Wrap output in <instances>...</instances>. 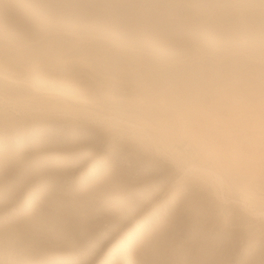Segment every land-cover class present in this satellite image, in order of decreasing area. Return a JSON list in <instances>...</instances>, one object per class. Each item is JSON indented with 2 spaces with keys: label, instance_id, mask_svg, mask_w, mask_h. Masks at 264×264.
I'll list each match as a JSON object with an SVG mask.
<instances>
[{
  "label": "rangeland",
  "instance_id": "374dc122",
  "mask_svg": "<svg viewBox=\"0 0 264 264\" xmlns=\"http://www.w3.org/2000/svg\"><path fill=\"white\" fill-rule=\"evenodd\" d=\"M18 38L28 41L21 43L24 50L28 48L27 51L21 49L22 46L19 48V45H15L13 40ZM0 39L4 41L0 40V46L2 45L0 49H12L13 47L15 50L12 51H17L18 56L21 53L20 49L23 50L22 53L28 52L27 57H23V59H27V62L30 59L34 60L35 57L31 56L34 51L39 54L34 53V56L40 59L44 51L52 50V48L58 50L57 47H59L58 51L61 50V53L58 52V55L55 50L49 51L53 59L56 58L55 55L59 56L65 53L66 56L67 53L70 55L71 51L74 53L73 56L78 55V53L82 54L83 51L81 50L85 48L84 50L91 52L88 54L93 59L88 57L93 64H96L94 62L95 58L100 59V57L94 56V58L90 54H94L99 50H103L104 53L110 49L108 47H105L107 48H104L105 50L99 48L98 45L94 44V40L109 41L110 39V41H115L117 39L118 41L128 42L129 40L130 42L135 40L133 43L136 46L138 45L137 47L134 45L128 46L130 48L128 49L126 46L125 49L127 48L126 50L131 52L137 51V53L150 54V57H152L151 62H156L155 66L151 65L150 74L155 72L157 75V77H153L154 84L151 82L152 85L150 86L152 88L150 90L141 82H138L139 85L136 84V80L135 83L131 82L134 80L133 75L132 78L130 76V79L133 80H130L125 77L128 74L124 73L122 69H114L115 72L111 68L113 71L108 67V70L106 67H102L104 69L102 70L100 66L96 65V67L90 64V67L94 66L92 67L94 71L89 69V71H92L91 74L87 71V76H92L87 77L89 80H86L92 81L90 83L94 85L92 86L95 87L98 96L99 92L103 91L106 92H104V96L107 95L105 99L102 96L103 93H100V97L103 98L98 97L101 100L99 101L104 102L105 99L107 104L111 99L110 97L115 94L112 97L117 98L115 100L112 98L111 101L114 100L119 104L112 105L111 108L106 106L104 110L102 109V112L104 111L102 115H105L104 118L115 115L118 118L127 119L129 124L123 125V128L110 127L108 131L116 129L113 138L106 139L103 143L94 146V154L99 155L98 162L100 163L97 173L92 179H88L87 173L94 154L83 158V160L74 161L76 166L70 163L73 166H71L68 173L49 169L44 179L41 176L29 182L20 183L17 185L16 191L7 195L5 203L9 205L8 207L0 205V221L7 217L8 225L13 227L17 222L16 218L12 217L14 208H17V211H20L21 214L27 215L29 213L27 204L37 203V207L39 203L44 205L40 200V196L43 193L45 194V191H42L41 188L44 189L46 186V190L47 187H50L48 177L59 174L62 178L56 183V188L54 187V190L51 191L54 195L67 199V201L65 199L68 202L66 207L68 206V214L71 212V216L70 214L69 216L67 214L68 217L66 216V221H70L67 224L68 227L65 224L61 226V229L65 230L63 231L65 235L62 234L64 237L58 235L60 237L56 236L55 239H48L46 236L39 234L40 238L32 243L28 241L29 237L26 236L24 239L27 241L23 242L21 252H13L12 250H6L5 252V249L0 248V264H154V262L165 260L168 264H178L182 257L187 256V254L188 256L192 255L191 252L193 253V251L195 252L193 253L194 257L198 256L199 253H203V257H205L209 252L206 249L208 246L211 247L212 252L207 261L198 256V259H195L197 262H202L203 259V261H206L205 264L212 262V264H264V222L253 219L254 217L246 209V205L250 206V201H253V199L244 197L241 194L242 192H239L240 188L237 190L240 186H237V184L241 183L239 181L244 180L245 182V179L248 178L251 180L254 175L253 172H250L264 166V159L262 158L264 153H261L264 150V136L244 137L241 141L242 147L249 152L251 151V153L254 151L260 152L261 158L259 157L260 154L259 156H257L258 154H251L252 159L250 161L245 159V163V161H241L242 159L239 160L238 158L236 160L234 157V161L232 160L233 157H229L225 164L228 169H225L227 167L224 168V165L216 168L225 178L224 193L227 191L225 195L228 199L230 198V201L232 200V206L241 210L244 216L251 218V221L243 220L230 225L227 222L223 223L217 217L222 215L220 212L225 210V205L224 209L221 208L223 203L220 200L222 189L217 190L220 191V194L216 192L218 196L214 192L208 194L209 190L207 192L206 188L211 187L208 182L205 181L206 186L208 183L207 187L202 186V188L205 187L206 191L199 185L195 186L196 184L193 181L188 180L187 182L185 179L187 174L184 170L178 168L177 163L172 160L174 154L160 155L152 145L148 146V149L145 148L147 145L140 142V140L126 142L129 136L138 135L140 129L137 126L140 127L144 120L145 123L152 125L149 130L161 132L167 130L160 127L163 122L182 120V118L193 120L197 116L200 117V120H207L211 123L209 125L213 126L212 129L207 128L211 132L216 129L215 131L220 134L232 131L231 136L243 135L245 133L239 132L241 127L250 125V128L248 126V133H264V0H0ZM80 41L83 47L79 43ZM9 42L11 45H9ZM85 43L87 46H84ZM89 43H91V46ZM140 43L141 45H139ZM4 44H8V47H4ZM35 45L43 48L35 47ZM93 45L94 48H90ZM32 46L34 47L32 48ZM142 46L143 48H141ZM88 47L89 50L86 49ZM6 49L0 51L6 53ZM62 49L67 51L64 53ZM111 49L109 51L115 52L114 48ZM143 49H145V52H143ZM161 51L162 54H160ZM3 52L0 54H5ZM50 54L43 55L42 57H46L41 58L51 60L52 57L49 58ZM162 55H165L167 60L171 59V62H166L169 68L167 65L158 66V63L162 61ZM22 56L25 55L22 54L21 58ZM102 57L100 60L107 61ZM138 58L140 60L141 54L138 55ZM136 62L139 61L136 60ZM165 68L168 70L165 72L167 76L163 75ZM97 70L99 71L97 72ZM118 71H120V75ZM93 72L100 73L102 77L100 74L96 73L95 75ZM93 74L97 77L96 81ZM155 74L152 76H156ZM160 76L167 78L164 82L161 78V83L168 81L167 84L165 83L166 85L159 82L161 80ZM191 76L194 78L192 79ZM156 78L158 79L157 82L160 83H158L159 86L155 84ZM100 81L102 85H98ZM118 84L128 86L127 91L125 90L118 95L119 92L115 91L118 88L116 86H119ZM97 85L101 86L102 91L98 90L100 88H97ZM114 85L116 86L114 87ZM199 85H201L200 90ZM133 86L143 87V90L139 91H143V95L145 93L146 96L149 94L145 91V88H147L150 97L141 96L142 92L137 95L131 93L133 90L129 91V87L134 89ZM160 86H164L163 89L169 86L166 88L168 91L162 90ZM153 87L156 90L160 87L158 94L163 92L162 95L161 93L157 95ZM193 87L198 88V90L195 91ZM132 94L136 96L133 97ZM139 95L145 101L139 100V102L137 99L141 98ZM160 97H166L168 104L165 103L168 106L166 112L165 109H160L164 105L161 106L160 104L161 107L157 105L161 100ZM22 102L25 106L24 100ZM120 103L126 106L123 107L122 104L120 106ZM127 107L135 109L134 111L132 108L129 109V111L131 110L129 113ZM138 107L142 109L148 107L150 112L147 111L148 109L146 111L150 115L145 110L144 114L141 115L143 110ZM137 109L140 110L141 114L136 113ZM17 117L14 118L9 115L6 120L8 118V120H15V124L16 122H22L21 117ZM129 117H132V119ZM133 117L139 118L138 121ZM6 120L5 122H8ZM47 120L45 119V121ZM52 120L47 123L55 128V119L53 122ZM5 122H0L1 139L8 136L13 137L16 134L14 130L8 131L7 128L3 127L6 125ZM92 131L97 133L100 130L92 129ZM183 133L181 136L184 137V143L190 144L193 148H200L201 140L198 141L195 137H191L192 140ZM170 137L172 136L170 135ZM19 138L27 140L24 135H19ZM48 139L50 137L43 136L37 146L36 152H41V156L44 155L48 158L51 152V154H54V152L58 154L57 158H59V155L66 156L67 153L68 156L69 154H75V149L67 151L64 147H55V143H49ZM53 140L55 141V136ZM131 142L133 144H129ZM114 144H120L124 151L116 153L115 156L108 153L109 148ZM29 146L30 149H22V152H32L36 145L31 142ZM141 146L143 147L141 148ZM139 148L142 150H139ZM1 150L0 163L2 164ZM44 152L46 153L44 154ZM21 155L23 157L27 156V154ZM8 161L14 162L11 159ZM24 163L19 162L18 171L12 179L25 173ZM1 164L0 170L2 168ZM263 168H260V171L263 170L261 171L263 173H260L264 177ZM241 171L242 173H240ZM243 172L246 174L245 176H243ZM261 177L256 176L255 179L258 180ZM196 182H199V179ZM200 182L204 183L202 180ZM122 187L125 191L120 193ZM200 195L206 199L207 196L209 197L211 203L208 202L209 207L206 206L207 209H205L206 207L204 209L199 208L201 210L194 208V210L191 209L192 211H187V208L182 209V204L181 207L180 205L177 206L183 201L182 199L186 198L187 202L188 197H197L198 199ZM201 197H199L200 201L201 199L204 201L205 199L203 200ZM179 199L181 200L178 203ZM94 201H98V203L95 207H91ZM121 203L125 205H122V208L119 209L118 204ZM144 207H146V211L142 216H146V227L137 236L141 219L139 211ZM226 208L227 211L233 212L234 210ZM212 212L214 213L212 214ZM48 213H51L53 217L58 216L51 209ZM3 223H1L2 226H4ZM7 223L5 224L7 225ZM58 230L59 227L56 224L55 232ZM45 231L53 232L54 226ZM258 232H261L259 237L263 238V244L261 247L256 248L255 242L257 239H255V234ZM132 236L134 240L130 239ZM163 239L164 251L158 255L153 253L154 246L162 243ZM230 239L232 242H230ZM117 243H119L120 249L115 250L114 246ZM44 246H47L48 252L45 255L42 252L44 248L46 250ZM179 253L180 255H178Z\"/></svg>",
  "mask_w": 264,
  "mask_h": 264
},
{
  "label": "bare ground",
  "instance_id": "6f19581e",
  "mask_svg": "<svg viewBox=\"0 0 264 264\" xmlns=\"http://www.w3.org/2000/svg\"><path fill=\"white\" fill-rule=\"evenodd\" d=\"M116 40L115 41L111 40L112 42L110 41V39H109V41L108 40H98V41L94 40L93 41L94 44L98 45V47L101 49L108 47V49L114 48V50H115V52H113V51L111 52V51H109L110 50L109 49L108 51H106L104 53H103V50H101L102 52L99 50L100 52L98 51L94 54H90V55H93V57L94 56L100 57V59L103 56L102 58H105L107 60V61H102V60L96 59L94 57L95 58L94 62L96 64H93V62L90 61V59H89L90 56L88 53H91V52L90 51L87 52L86 50H84L85 48L83 50H81V51H83L82 54L78 53V55L76 54V56H73L74 53L72 51H71L72 55L70 52L69 53L70 55H68V53H67V56H66L65 51H67V50L62 49V51L64 50L65 54L64 55L61 54L62 56L61 55L57 56L58 52L61 53V50L58 51L59 47H57L58 50L54 49L56 54H57V55H55L56 58L54 57V59L51 56V54L49 53V51H54L52 48V50L49 49V51H46L47 53L44 51V54H43V55L50 54L49 58L52 57L51 60L49 58H48L49 60H45V59L43 60L42 58L46 57V56L42 57L43 55L40 56V59H38L36 56H34V53H37L36 55H39V54H38V52L34 51L31 55V56L35 57V58H33L34 60L30 59V61L27 62L26 61L27 59H25V58L27 57L26 54H28V52L22 53V51L24 49H23V46L21 43H23V42L25 43L28 41H26L23 38H18V39L13 40L15 45L17 44L20 46L19 48H21V46H22L21 49H23V50L20 49L21 53H19V56H18V54H16L17 51H12V50H15L13 47H12V49H6L5 48L7 50L6 53L3 52V51H5V49H0V50H3L2 51L3 53H5V54L1 55L2 52L0 51V53H1L0 54V122H2V123L5 122L6 117L9 115H10V117H14V118L15 117L18 118L17 116H20L22 119V122H19V123L16 122V124H15V120H8L9 119L8 118L7 119L8 122H5L6 125L3 126V127H5V129L7 128L6 130H8V131L14 130L16 132V134L13 137L8 136V137H5L3 139L0 138V147H1L0 149H2L1 154H2V159H3L2 164L0 163L2 166V168L0 170V205H5L6 207H8L9 204L5 203L7 201V195L12 194L13 191H16L18 184L29 182V181L36 179L38 177H41V176H42L41 178L44 179L46 177L45 174H46L47 170H49V169H53L56 172H64L65 171L68 173L70 171L71 166H73V165L76 166V164H74V161L75 162L80 161L81 159L83 160V158H87L90 155H93L95 153L94 152V146L96 144H101L106 139L108 140V139L113 138V136L116 133L115 132L116 129L111 128V129H114L115 131L114 130L108 131L110 129V127H116V128L122 127L123 128V125L129 124L127 119H124V118L121 119V117L118 118V116H115V115H113L115 117H113V116L107 117L106 116V118H104L105 115L104 116L102 115V113L104 112V111L102 112V109L104 110L106 106H110V108H111L112 105H114V106L119 105L116 101H114L115 98H117V97H115V98L112 97L115 95L113 93L114 95H112L110 97L111 98L110 101L107 102V104H106L105 99L107 97H105V96H107V95L104 96V94L106 92L105 91L99 92V96H98V94L95 91L96 89H94L95 87L93 88L94 85L92 84L93 85L92 86L90 83L91 80L90 81L86 80V79H88L87 77L92 76V75L87 76V73H88L87 71H89V69L92 70V67H94L96 65L100 66L101 69H102V67H104V68L106 67V69L108 67V69L111 68L113 70L114 69L115 70L122 69V71L124 73L126 72V74H128L125 77L130 79V76L132 78V75H133L134 80L130 79V80H133L131 82L135 83L137 81L136 84L138 82H141L146 87H149V89L151 90V88H152L150 86V85H152L151 82L154 81V78L157 77V75L155 74V72L152 71L156 75V76H152L154 74L153 73L150 74V72H151L150 68H151V65L155 66L156 62H154V63H153V61L151 62L152 57H150L151 56L150 54L148 55L147 53L146 54L143 53L144 54L143 55L142 53H137L136 50H135L136 52H131L129 50H126L128 48V46H130V47L133 45L135 47L138 46V45L136 46L133 43L135 40H133V42H130V40H129V42L128 41H120V40L116 41ZM81 41L79 43L82 46L83 44ZM146 41L148 42L149 40H146ZM2 42H4V41H2ZM31 42H34V41H31ZM90 42L93 44L92 41H90ZM136 42H137V40H136ZM147 42H145V43H147ZM91 43H89V45ZM85 44H84V46H87V44L86 45ZM9 45H11V43ZM12 45H14V44H12ZM139 45H141V43ZM160 45H162V44H160ZM1 46H0V48H1ZM5 46L8 47V44H4V47ZM36 46L37 45H35V47ZM126 46H127V48L125 49ZM143 46L141 48H143ZM153 46H154V44H153ZM29 47H31V46H29ZM33 47L34 46H32V48ZM37 47H40V46H37ZM61 48H63V47H61ZM90 48H94V45ZM146 48H147V46H146ZM151 48H152V46H151ZM157 48H159V47H157ZM86 49L89 50V47ZM105 49H107V48H105ZM128 49H130V48H128ZM8 50H10V51L8 52ZM27 50H28V48L24 51H27ZM37 50H38V48H37ZM111 50H113V49H111ZM148 50H150V49L148 48ZM164 50H166V49H164ZM94 51H95V49H94ZM132 51H134V50H132ZM18 52H19V49H18ZM92 52H93V50H92ZM138 52H140V51H138ZM141 52H142V50H141ZM143 52H145V49H143ZM163 52L165 53L166 51H163ZM22 54H24L25 56H22V58H21ZM29 54H31V53H29ZM52 54H54V53H52ZM139 54H141L140 60L138 58ZM160 54H162V51ZM160 54H159V56H160ZM40 55H41V53H40ZM99 55H101V56H99ZM23 57H25V58L23 59ZM90 58H92V57H90ZM154 59H156V58H154ZM154 59H152V60H154ZM168 59H169V57H168ZM23 60H25L24 61L25 63L23 62ZM136 60L139 62L137 63ZM159 60H161V59H159ZM170 60H167L165 55L164 56L162 55V61L161 62L159 61L160 63H158L159 64L158 66H162V67L165 65L168 66V64H166V62L170 61ZM155 61H157V60H155ZM151 63H153V64H151ZM90 64L94 65V66L90 67L91 66ZM158 66H156V67H158ZM85 68H87L88 70L86 69V71H85ZM168 68H169V66H168ZM94 69L96 70V68H94ZM159 69H160V67H159ZM165 69L166 70H164L163 75L167 74L165 72L168 70H167V68H165ZM91 70L89 71V74H91V72L94 71V70H92V71ZM102 70H104V69H102ZM113 70H111V71H113ZM98 71L99 70H97V72ZM97 72H93V73H95V75H96ZM104 72H106V71H104ZM161 72H163V71H161ZM174 72H176V71H174ZM110 73H112V72H110ZM119 73H120V71H118V74ZM97 74L99 75L100 73H97ZM118 74L116 73V75H118ZM181 74H182V72H181ZM181 74L179 73V75H181ZM93 76H94V74H93ZM100 76H101V74H100ZM165 76H167V75H165ZM165 76H164L165 79L160 76V79L163 78V82H164V80H167V78ZM193 76H195V75L193 74ZM101 77H98V78H101ZM116 77H118V76H116ZM96 78L97 77L94 78L95 81H96ZM193 78L194 77H192V79ZM195 78H197V77L195 76ZM158 79H159V77H158ZM158 79L156 78L155 81L157 82ZM95 81H93V82H95ZM161 81H162V79L159 82L161 83ZM193 81L195 82V79ZM104 82H107V81H104ZM156 82H155V84L158 85L159 82H157V83ZM167 82H165V83L167 84ZM100 83H101V81H100ZM100 83L99 84L97 83V84L102 85V83L101 84ZM165 83H161V84L166 85ZM115 84L117 85V83H115ZM139 84L140 83H138L137 85H139ZM153 84H154V82H153ZM98 85H97V88H100L101 86H98ZM116 85H114V87ZM118 85L119 86H116V88L118 87L117 90H115V91L119 92V93H117L118 95L128 88V86L127 87L124 86L125 84L124 85L122 84L123 86H120V84H118ZM129 85H131V84H129ZM158 86L156 87V89L158 88ZM133 87H134V89L129 87V89H130L129 91L133 90V92L131 91V93H134L137 95V94H140L142 92L141 96H146L145 93L143 95V91H139L143 87H141V88L136 87V86H133ZM160 87H159V89H160ZM163 87H161L162 90L166 91L167 90L166 88H168L169 86H167V87L165 86L166 87L165 89H163ZM196 87H197V85H196ZM199 87H201V85H199L198 88ZM193 88H195V87H193ZM198 88H195V91H196V89L198 90ZM101 89L102 88H100L98 90L100 91ZM156 89L154 88L153 90L156 91L157 95H159L161 92L158 94L159 89L158 90H156ZM199 90H200V88H199ZM145 91H146V93L150 94V92L147 91V88H145ZM179 92H180V89H179ZM181 92H182V89H181ZM100 93H103V95L102 94L101 95L105 97L104 102H100L101 101L100 99L103 98V97H100ZM124 93H126V92H124ZM124 93H122V94H124ZM162 93H161V95H162ZM165 93H168V92H165ZM149 94H147L148 96H146V97H150ZM163 95H165V94H163ZM132 96H133V94H132ZM135 96H133V97H135ZM165 96H167V95H165ZM98 97H100V99ZM112 98H114L113 101H111ZM142 98L143 97H141L140 99L139 98H137V99H138V101L139 100L145 101ZM165 98L166 97L161 98V100L159 101V104H157V105H159V106H160V104H161V106L164 105L160 109H163V110L165 109L164 111L166 112L168 104H167ZM22 100H24L25 106H23ZM121 104H122V106L124 105L123 103H120V106H121ZM125 106H123V107H125ZM123 107L121 108V110L123 109ZM127 108H126V110H127ZM131 108L133 109V107L128 108L129 113L131 111V110L129 111V109H131ZM138 108H140V107H138ZM143 108H144V106H143ZM134 109H133V111H134ZM141 109L142 108H140V110ZM147 109H148V107H146L145 109H142L143 110L142 114H141L140 110L138 111V109H137L136 113L139 112L141 115H143L144 110L146 111ZM147 111H149V109ZM147 111H146V113H147ZM232 111H234V110H232ZM134 114H135V112H134ZM109 115H111V114H109ZM148 115H150V114H148ZM134 117H133V119H136ZM147 117H149V116H147ZM125 118H127V117H125ZM41 119H44V120L42 121ZM45 119H48V120L45 121ZM52 119L53 120L55 119V121H54L55 122V128L51 124L47 123L48 121H51ZM130 119H132V117ZM130 119H129V121H130ZM138 119L139 118H137L136 121H138ZM53 120H52V122H53ZM142 122L145 123V120ZM140 123H141V121H140ZM140 123H138V124H140ZM143 123H141L142 125L140 124L141 125L140 127L137 126V128L140 129V131L138 132V135L137 136L133 135V137L129 136L128 139H126V142L129 140H137V141L140 140V142L147 145V147H145V148L148 149L149 148L148 146L152 145L153 148L155 149V151L157 153H159L160 155L163 154L164 156H167L168 154H174L172 160L177 163L178 168H181L187 174V178H185L187 180V182H188V180L191 182L193 181L196 184L195 185L192 183L193 185H195V186L199 185V187H201V188H202V186L207 187L208 183H209V185H211V187L208 186L207 187L208 189L206 188L207 192L209 190L208 194L210 192H214L216 194V192H218L217 191L218 189L219 190L222 189L221 194H220V191L218 193L221 195L220 200L223 202V203L221 202L222 203L221 208L224 209V205H225V210L220 212L222 215L217 216V217H219V220L223 221V223L227 222V224L230 225V224L239 223L243 220L251 221L250 217L244 216L241 210L232 206L233 205L232 200L230 201V198L228 199L227 195H225L227 193V191H225V193H224V187H225L224 184L226 183L224 180L225 178H223V175L220 174L221 172L219 173L218 169H216V168L218 166L224 165L223 167L224 168L227 167L225 169H228V166H226L225 164L227 163L226 161H228L229 157L230 158L233 157L232 160H234V161H235V159L237 160L238 158H239V160L242 159L241 161H245V163H246L245 159H248L249 161H250V159H252L251 154L252 155L258 154L257 156H259L260 152L258 153V151H254L253 153H251V151L249 152V151H247L246 148L242 147L241 141L244 137L246 138L249 136H256L257 135L258 137H262V136H264V133H262V132L261 133L259 132L257 134L256 133L255 134L248 133L247 130L251 127L250 125H248L249 128H248V126L241 127V130L239 132L245 133L243 135L231 136L232 131L231 132L228 131L226 133L220 134V133L215 131L216 129H214L213 132H211L208 130L209 128L212 129V127H213V126L211 127V125H209L211 123H209L207 120L206 121H204L202 119L200 120V117H198V116L193 120L192 119L184 120V118H182V120H175L172 122L169 121L166 123L163 122L160 124V127L167 129V130H162L163 132L162 131L161 132H156V131L152 132L151 129L149 130V127L152 128V125L149 123L147 124V122L145 124H143ZM133 125L135 126L134 123H133ZM133 125H131V126H133ZM92 129H96V131H99V130L100 131L95 133V131H92ZM8 131H7V134L9 133ZM182 133L192 140L194 137L198 141L201 140L200 141L201 142L200 148L199 149L193 148L192 146H190V144L184 143V139H183L184 137L181 136ZM202 133H203V135L201 136ZM19 135L26 136L27 140H22L21 138H19ZM170 135L173 138L170 137ZM43 136H45L46 138L50 137V139H48L49 143H55V145H54L55 147H64V149H67V151H73V149H75L76 150L75 154H69V156H68V153L66 156L64 154H62L65 157L59 155V158H57L58 154H56L53 151L54 154H51L52 152L51 153L49 152L50 155L48 153L46 154L47 156L49 155L48 158L44 155L41 156V154H40L41 152H36V151L38 148L37 146H38L39 142L41 141V139L43 138ZM54 136H55V141L53 140ZM196 136H198V137H196ZM191 137H193V138H191ZM31 142H32V144L36 145L34 147L33 151L32 152H30V151L22 152V149H26V150L30 149L29 144H31ZM129 144H133V143L131 142ZM50 146H51V144H50ZM132 146H134V145H132ZM142 147L143 146H141V148ZM141 148H139V150ZM109 149L110 150L108 151V153H110V154L112 153L114 156L117 155L116 153H118L120 151H124L123 147L120 144H114ZM143 150H144V148H143ZM173 152H175V153H173ZM45 153L46 152H44V154ZM72 153H74V152H72ZM261 153L263 154L264 150ZM21 154H25V155L27 154V156L23 157V155H21ZM249 156H250V158H249ZM234 157H235V159H234ZM259 157L261 158V154ZM262 158L264 159V154L262 155ZM10 159L13 160L14 162H9L8 160H10ZM98 159H99L98 154H94L92 156V163H91L90 169L87 173V176H89V178H88L89 180L92 179V177H94L97 173V168H98V165L100 163V162H98ZM19 162L22 164L25 162L24 163L25 173L23 175H20L19 177L15 178V179H12L13 175L18 171ZM238 162H240V161H238ZM70 163H72L73 165H70ZM254 165L256 166V164H254ZM254 165H253V167H254ZM262 167H264V166H262ZM262 167H260V168H262ZM187 168H188V170H186ZM260 168L256 169V170L253 169L254 171L250 172V173L253 172L254 176L251 177V175L248 174V176L251 177V180H250V178H248L249 181H247L248 179H245L247 181V182L245 181L246 183L244 182V180L239 181V182H241V183L243 182V183L237 184V186L240 185L237 190H239V188H240L239 192L241 191L242 192L241 194L244 197H246V198L250 197L253 199V201H250V203H251L250 206H248V204L246 205V209L254 217L253 219H255L256 221L264 222V183H263L264 180L262 179L263 176L261 175V173H263L261 171H263V170L261 169V171H260ZM240 170H242V169H240ZM240 173H242V171ZM109 175H110V173H109ZM245 175L246 174L244 173L243 176H245ZM259 175H261L262 177ZM256 176L261 177V178H258V180H257V179H255ZM61 178H60L59 174L51 175L48 177V182H49L50 187H47V189L45 190L46 186L44 185L45 186L44 189L41 188L42 191H45V194L43 193L40 196V200L44 203V205L39 203V206L37 207V203L27 204V211L29 212L27 215L21 214L20 211H17V208H14V214H12L13 215L12 217L13 218L15 217L17 222L13 225V227L8 225V223L6 221V219H8L7 217L3 221H0V248L5 249V252H6V250H9V251L12 250L13 252H21L23 244L27 241V240L25 241V239H24L26 236L29 237V239H28L29 242L35 243V241L40 238L38 236L39 234L46 236L48 239L49 238L55 239L56 236L63 234V231H65V230H62L61 226L64 224L67 225L70 222V221L68 222V220L66 221V216L68 214V206L66 207V203L68 205V202H66L67 201L66 198H65L66 199V201H65L64 198H61V197H58L57 195H54L51 191V190H54L53 189L54 187L56 188V183H58L61 180ZM197 178L199 179V182L201 180L204 181V183L200 182V183H203L204 185L200 184L199 182H196V181H198ZM162 179L164 180V178H162ZM232 180H234V179H232ZM254 180H256L257 182ZM205 181L208 182L207 186L205 185L206 184ZM233 182L236 184L235 181H233ZM189 184H190V182H189ZM237 186H235V187L237 188ZM42 187H43V185H42ZM205 187H203L204 190H205ZM124 191H125L124 187H122L120 190V193H122ZM205 194H207V193H205ZM201 196L202 195H200L199 197H201ZM204 196H206V195H204ZM199 197H198V199H197V197H193V198L191 197L192 200H191V198L188 197L187 202L185 200L186 198L185 199L181 198L183 201H181V203H179V201L181 200V199H179L178 200L179 204H177V206L180 205V207H181V204H182V209L187 208L186 209L187 211L191 210V209L194 210V208L195 209H197V208L198 209L199 208L204 209L206 206L209 207L208 202L211 203L208 199L209 197L207 196V199L203 198V196L201 197V198H203V200L205 199L204 201H206V202L202 201V199L200 201ZM229 197H231V196L229 195ZM189 199H190V201H189ZM233 202H235V201H233ZM97 203H98V201H94L91 204V207H95V205ZM124 203L118 204V208L119 209L122 208V205H125ZM227 204H229V205L226 206ZM129 205L132 206L131 204H129ZM208 207H206L205 209H207ZM226 207L234 209L233 212H231L229 210L227 211ZM50 209L53 212L55 211V213H57L58 216L53 217V215L51 213H48ZM175 209H177V208H175ZM199 210H201V209H199ZM145 211H146V207L142 208L139 211V217H141V219H140V224L138 226L139 230H138L137 236H139L142 233V230L146 227V224H145V217L146 216L145 215L142 216L143 214H145ZM213 213L214 212H212V214ZM69 214H68V216H69ZM70 216H71V214H70ZM239 217H240V219H239ZM2 222H4L3 223L4 226L1 225ZM5 223H7V225ZM56 224H57V227H59V230L55 232ZM53 226H54L53 232L45 231L46 229L51 228ZM66 227H68V225ZM64 228H65V226H64ZM261 232H263V231H261ZM261 232L256 233L257 235L255 234V239H257L256 242L254 239V242L257 246V247L255 246L256 248H258V246L261 247V245L264 243L262 240L263 238L259 237L260 236L259 234H261ZM63 235H65V234H63ZM63 235H62V237H64ZM58 237H60V236H58ZM253 237H254V235H253ZM253 237H252V239H253ZM234 238H235V235H234ZM130 239L134 240V237L132 236ZM164 239H163V241L161 240L162 243H158V245L154 246L153 251H152L153 253L158 255V254H161L162 251H164L163 250ZM228 242H227V244H229ZM230 242H232V240ZM44 247H46V250L44 248L42 252L45 255V253L47 252V246H44ZM114 249L115 250L120 249L119 243L115 244ZM206 249L209 252H207L208 254L205 255V257H203V255H204L203 253H201L202 255L199 253L200 255L198 254V256L203 257L204 260L206 259V261H207V258L209 257V255L212 251H211V247H209V246ZM193 253H195V252L193 251ZM193 253L191 252L192 255H190V256H188V254H187L188 257L185 255L186 254L185 253L184 255L186 257L181 256L182 258L180 259V263L178 262V264H205L206 263V261H203V259H202V262H197L196 260L198 259L197 258L198 256L194 257L195 255H193ZM178 255H180V253ZM29 257H31V256H29ZM178 257H180V256H178ZM229 258H230V256H229ZM165 261H167V260H165ZM165 261L154 262V264H168V262H165ZM212 263H208V264H212Z\"/></svg>",
  "mask_w": 264,
  "mask_h": 264
}]
</instances>
